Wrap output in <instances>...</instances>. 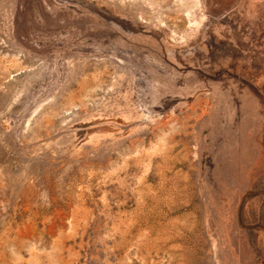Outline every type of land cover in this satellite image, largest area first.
I'll return each instance as SVG.
<instances>
[{
	"label": "rangeland",
	"instance_id": "1",
	"mask_svg": "<svg viewBox=\"0 0 264 264\" xmlns=\"http://www.w3.org/2000/svg\"><path fill=\"white\" fill-rule=\"evenodd\" d=\"M0 264H264V0H0Z\"/></svg>",
	"mask_w": 264,
	"mask_h": 264
}]
</instances>
